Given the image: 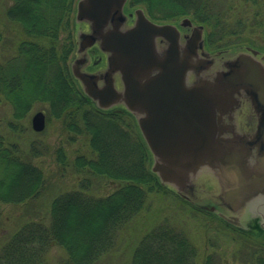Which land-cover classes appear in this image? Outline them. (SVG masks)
Returning a JSON list of instances; mask_svg holds the SVG:
<instances>
[{"label":"trees","instance_id":"obj_1","mask_svg":"<svg viewBox=\"0 0 264 264\" xmlns=\"http://www.w3.org/2000/svg\"><path fill=\"white\" fill-rule=\"evenodd\" d=\"M9 1L8 16L25 34L16 54L0 63V98L13 107L9 125L16 128L34 104L48 105L51 117L60 120L66 131L87 137L92 155L74 160L77 171L120 185L106 196H96L85 178L78 189L57 195L51 202L49 223L33 221L18 228L0 249V264H48L46 255L54 245L65 250L67 264H96L115 247L119 232L146 209L150 195L167 189L151 171L149 150L130 113L97 108L73 77L69 63L75 48L76 0ZM130 2L142 3L154 20L191 17L205 27L211 49L247 43L223 41L227 25L211 0ZM39 153L32 146L30 157L19 144L0 136V202L23 204L44 191L45 174L32 163ZM57 156L66 166L62 151ZM241 232L264 247V235L259 239ZM198 256L199 248L188 234L164 221L141 238L131 264H197ZM256 260L264 264V253ZM202 264L219 263L209 254Z\"/></svg>","mask_w":264,"mask_h":264},{"label":"water","instance_id":"obj_2","mask_svg":"<svg viewBox=\"0 0 264 264\" xmlns=\"http://www.w3.org/2000/svg\"><path fill=\"white\" fill-rule=\"evenodd\" d=\"M127 2H77L75 23L88 27L76 33L77 55L98 44L124 87L117 91L111 77L98 87L96 75L76 68L77 57L71 68L82 91L99 109L120 103L134 117L163 186L189 200L204 174L218 202L199 207L237 228L240 212L247 231L264 227V53L251 46H239L235 56L229 49L209 53L204 26L189 18L181 23L201 34L181 45L176 25L154 22L142 8L128 26ZM45 123L41 111L32 118L37 132Z\"/></svg>","mask_w":264,"mask_h":264},{"label":"rangeland","instance_id":"obj_3","mask_svg":"<svg viewBox=\"0 0 264 264\" xmlns=\"http://www.w3.org/2000/svg\"><path fill=\"white\" fill-rule=\"evenodd\" d=\"M78 1L76 0V4ZM211 1L222 11L223 21L227 25V35L223 41L230 45L247 41L245 44L225 48L229 49L228 55L235 56L239 46H251L264 53V0ZM9 4V0H0V63L13 57L18 45L25 39L21 25L8 16ZM137 8L145 7L142 3L135 4L128 0L126 10ZM260 10L261 14L257 15ZM146 15L151 18L147 12ZM184 18L198 23L187 15L179 20ZM157 21L161 22H155ZM259 22L263 23L262 27H259ZM75 30L74 40L77 41V31L87 32L88 27L81 23L75 26ZM76 51L75 46L69 63L70 68L71 62L79 57ZM47 109L46 104H34L28 117L19 121L16 128H12L9 124L13 120V107L4 98H0V136L19 144L30 157L32 146H35L37 151L40 150L41 153L32 159V163L42 169L46 177L45 189L38 197L23 204L0 202V249L25 223L34 221L48 224L52 200L61 193L78 189L85 178L89 179L90 191L96 196H106L120 185L118 181L77 171L73 165L74 160L79 155H92L87 137H75L73 133L66 131L62 122L51 117ZM39 111L44 113L46 123L45 128L37 132L32 127V118ZM132 118L134 119L133 116ZM58 150L64 154L66 166L59 163ZM203 176L196 180L194 190L187 194L189 200L182 198L171 187H167V193L151 194L146 209L119 232L115 247L96 264H131L133 252L141 238L164 221L183 229L199 248L197 264H202L205 256L209 254L214 255L219 264H255L256 257L264 253V247L243 237L241 231L252 236L251 231H247L249 221L245 214L240 212L238 215L242 228H237L199 207L218 202L213 196L216 191L213 189L212 178L204 174ZM259 235L260 233H255L256 237ZM254 252L258 254L253 255ZM46 261L48 264H67V254L64 249L54 245L46 255Z\"/></svg>","mask_w":264,"mask_h":264},{"label":"flooded vegetation","instance_id":"obj_4","mask_svg":"<svg viewBox=\"0 0 264 264\" xmlns=\"http://www.w3.org/2000/svg\"><path fill=\"white\" fill-rule=\"evenodd\" d=\"M134 10H126V14L128 15L129 21H127L126 25L131 26L134 21V16L132 13ZM182 20H179L177 22H156L158 24H172L176 25L178 28V31L180 33L179 41L181 45H186L187 43V37L190 38L192 35H199L201 34L200 28L194 27V26H187L186 24L181 23ZM196 26H200L198 23H194ZM163 46L164 44L161 43ZM78 46V45H77ZM165 47V46H163ZM204 49L209 52V53H216L219 50H214L209 48L208 43L206 41V36H205V44H204ZM89 51V52H88ZM87 52L89 53H84L81 52L79 53V57L77 59V66L76 68L80 71L96 75L98 79L96 80L97 86L98 87H104L106 86L105 84L107 83L106 78L111 77L112 78V84L115 87L117 91L120 93L123 92V83L122 80L119 76L118 73H114L109 71V67L107 65V56L106 54L98 47V44L87 48ZM116 108H121L123 107L122 104L117 103L115 105Z\"/></svg>","mask_w":264,"mask_h":264}]
</instances>
